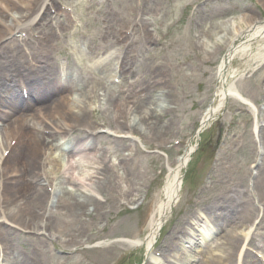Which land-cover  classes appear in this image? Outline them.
<instances>
[{
	"label": "rangeland",
	"instance_id": "1",
	"mask_svg": "<svg viewBox=\"0 0 264 264\" xmlns=\"http://www.w3.org/2000/svg\"><path fill=\"white\" fill-rule=\"evenodd\" d=\"M56 1L65 6L73 8L78 23L77 25L71 24L70 22L68 23L65 20V17L64 19L59 20L60 22H62L60 25H58V30H60L61 34L60 37L56 36L51 28H48L49 23L46 24V27L48 28L47 32L51 36V38H49V44L52 46V49H54L50 52L49 57L54 59V62H56V66L61 69L60 72H64L66 66L70 63V61L68 62L70 56L76 57L78 59V64L83 68V77L86 78L92 64L98 61V56H96V53H94V47L96 46V40H99L100 38L99 30H102L103 27L107 26L106 23L104 24V21L106 20H100V18L93 15L92 13H89L88 10H85L88 8L87 4L92 3L91 0ZM115 1V7L119 8L121 11H124L131 6L129 0ZM249 1L250 0H243L248 9H254L253 12L264 10V7L260 8L257 4H255V2L260 3L258 0H253V4ZM162 6L170 9L173 12L172 7L178 9V7L180 6V0H177L176 2H169V0H157L155 5H144V13H146L145 19L151 20L155 17H162L165 20L171 22V20L169 19L172 17V15L171 17H167L166 15L163 16V13H156L157 10H159V8H161ZM227 14H230L229 10L226 9L222 4V1H220L218 2V4H216V6H211L208 9V11L206 12V18H209V20H213L210 18L224 16ZM202 25L203 22L201 19L199 20L198 17L197 20H194L193 24L190 26L181 24L177 29L173 30L172 35L169 38V43L171 45V53L167 55L169 63L162 66L163 69L158 72L159 77L156 78L157 81L154 80L155 82L161 81L164 84V88H167L169 90V92L166 93V96L168 97L167 101L169 104L167 110H162V104H159L156 108H153V102L155 101V98L161 94L163 89L158 85L147 84V79H144V76L141 75V62H147L146 56L142 57L143 61L139 63V66L137 68L138 75L133 79V81L138 79L139 84H141L142 86L144 85L145 89L148 92V97L144 94L142 105H138L136 96H132L131 99V103L134 105L131 107V109L133 111H137L138 113H141L140 110H142L145 114H142L140 117H143L144 119L142 120L148 122V126L147 124H142L143 128L145 126L147 127L144 130L142 138L140 137V140H142V144L144 145L145 150H148L149 152H152L156 149L161 150L163 149L162 146H164V148L166 147V149H168L167 158H169L168 160L171 165L174 164L177 154L182 151V147L184 146H182V144H186L189 140L192 139L199 118L197 108L205 110L209 105H211L210 97L213 88L209 82H203L202 77H204L207 71L210 70V66L214 64L213 61L215 62L216 60L213 59L209 63L210 65L204 63L203 57L208 56L202 53L200 47V42H202L201 39L205 37V34L200 31V29L202 30ZM212 28L214 30H220L223 28H227V26H216L211 27L210 29ZM156 29L161 32V30H165V26L156 25ZM112 33H114V31L109 29L107 32V37H110ZM193 42L195 49L199 52L196 55L193 54L194 49H190ZM59 48H64L66 54L69 53L67 61L63 56H60L57 60H55V57L59 54ZM148 58L150 60L151 57ZM174 60H177L179 62H181L182 60H189L190 62H192L195 70L190 71L184 69L182 66H180V68H177L176 66H174ZM111 64L112 62H110V66ZM256 64L258 63H253L250 66L251 69ZM93 71L95 70H91L89 72L93 73ZM94 73L97 74V72ZM248 73L250 72L248 71ZM87 81L90 80L88 79ZM245 81L246 80H244V82ZM245 86L247 87V92L251 91V96H244L243 94L242 95L244 97H248L251 100H256L259 97V91H264V68L262 69V71L256 72L245 83ZM117 94L118 91L115 92V96H118ZM98 99L100 101L98 100L97 102L105 103L108 105L110 104L109 102L106 103L105 97L103 96H99ZM239 106V103L228 101V104L225 107V112L222 113V117L224 119L223 122L219 121L218 127L214 126L209 130V133L212 134L210 142H212L213 145V141L215 140V146L212 147V145L208 144L209 142H205V145L203 146L204 149L201 150V154L197 152L194 155L193 161H199V164H197V168L195 169V171L198 174V177L203 175V184H205L209 188V191L202 193V190H198V194L195 193L196 196L194 197V200L197 202V205L195 206H191L188 203L186 206L181 208L183 206V202H180L176 206L173 214H176V212H178L179 210L182 215L177 218L175 216V220H173L168 231L165 233L164 237L159 243L160 247L159 245H157L155 249H159L161 251L163 245L165 246L172 240L171 237L178 235L179 228L186 227L187 222H190L187 218L188 211L193 212L194 210L196 211L198 208H202V206H205L208 203V201H205L206 198L216 197L218 199H221L222 202H226L227 199L232 198L231 192H229V190H232L233 188L238 186L237 190L240 191L239 198L243 201L242 198L244 197V201L246 200L245 193L247 192V180L244 176L237 173L239 163L236 158L237 156H234L233 152L231 151L234 146L233 138L235 137V139L237 140V138L243 133V130L241 129V125L243 124L240 118H244L237 115L236 112V109ZM134 108H136V110H134ZM153 111L155 114H153L152 118H149ZM109 116L110 112H108L107 114L88 115L85 119L86 124L81 123L77 126L75 124L74 125L76 126V130H78L80 126H87V124H89V127L80 129H83L84 132L87 131L88 133H97L93 129L98 128V126L110 125V127H114L116 125V123L110 122ZM121 121H123V119ZM150 121L157 124L156 129L157 133L161 137L160 139H155L153 134L154 128L153 125L150 124ZM136 123H141V120L139 122L137 121ZM158 126L162 127L160 131L158 129ZM102 130H100V133H98V135L105 137V135L101 132ZM42 138L43 140L46 139L45 137ZM172 140H175L174 143H176V141L179 142V145H172ZM104 142H106V140H102L99 143ZM214 148H216V155L214 153L215 160L211 158ZM208 149H210L209 153ZM218 153L221 156L220 163H218L219 160H217ZM41 154H43V156L45 155L46 157V152H41ZM32 155L36 160L37 153H32ZM240 155L241 157H243V161L245 164L249 163L252 159V156H250L247 149H244L243 152L240 153ZM231 156H234L235 159H232ZM30 160L31 159H29V161ZM262 160L264 162V156ZM163 162L164 160L158 158L153 159L151 157H147L146 159H142L141 161H139L136 164V169L139 172L129 180L131 186H129L127 183H123V187H121L119 184H115L116 182L110 185H98V193L103 200H107L106 203L99 208L105 210L107 214H105L104 216H100L96 209L97 205H95L94 207L91 206L90 210H88L90 213L88 214L84 212L79 217V221L76 222V225L81 229H79V232L71 231L66 226L67 223H70L72 221V218L69 216L71 207H69L68 203L72 202L71 204H73L74 200H78L81 202L85 199H83L82 195L79 194L80 192L76 188H70L68 186L64 187L66 188V195L62 194L61 196H57L54 198L52 205V214L48 220L47 231L49 232V234L54 233L59 237H66L69 239H76L80 241L82 245L75 244L74 247L72 246L73 248H67V254L57 253L58 250L61 251V249L58 247V245H62V242L60 240H55L56 244L52 245L53 247H51V245L49 244V240L44 238L43 240L46 241V246H44L39 235L28 237L26 235L16 233V236L11 238L12 243H23L24 246L27 245V248L29 250H33L35 246H43L44 251L48 254V256L45 257L48 264H108V262L112 260L110 259L108 261V257L117 258L123 253H125L123 264H134L133 261L136 260L140 261L139 264H144L145 261L143 260V258L140 259L142 257L141 250H139L137 253L131 254L129 246L120 243H111L109 239H117L120 237H128L129 239L132 238V236L138 233L139 222L141 219L140 212L138 214L134 213L123 215V212H121L119 208L114 204L111 196L124 193L126 195H124V197L128 200H131V198H137L136 196L130 198V193L135 189V187L139 188L142 192L138 193L137 195L142 196L147 189H151L152 187L160 185L163 179V165L165 164ZM223 165L228 166V170L230 172L227 171V173H225V168L223 167ZM50 168L51 170L49 171ZM49 169L48 172L46 170L45 171L47 173L56 171L57 165L54 164L52 167H49ZM243 172H245V170H243ZM113 173L116 174V171ZM112 179L114 180V176L112 177ZM241 180L243 181L242 183ZM58 182L59 179L56 183ZM260 185L264 186V182L261 183L259 180L254 181V187L256 188L259 197L258 200H263L264 190L260 192ZM201 189H203V187ZM67 193H71L73 195L68 196L69 194L67 195ZM183 194L185 195V192ZM21 195L22 194H20V196ZM108 203L112 204L108 207ZM93 208L94 210H92ZM221 235L222 232L216 234L211 240L212 244L220 241L222 242V240H226V237ZM24 246L23 250L19 249L22 253L26 252ZM83 246L84 250H81ZM80 251H82V253H77ZM75 252L77 254H75Z\"/></svg>",
	"mask_w": 264,
	"mask_h": 264
},
{
	"label": "bare ground",
	"instance_id": "2",
	"mask_svg": "<svg viewBox=\"0 0 264 264\" xmlns=\"http://www.w3.org/2000/svg\"><path fill=\"white\" fill-rule=\"evenodd\" d=\"M1 1L5 2L8 7H11V4L7 3L6 0H1ZM33 1L34 0H21V2L24 4V6L27 9L29 8V6L31 5ZM262 2L264 3V0H262ZM35 16L36 15L33 16L32 18L33 20ZM21 18H22L21 16H18V17L16 16V19L12 18V20H14V23H15L19 21V19ZM242 20H243L242 25L245 24L247 26H253L254 30L253 29L252 30L254 32L252 31L247 36L244 37V39L246 38L245 41L247 42V47H245V49H241L240 55H243V54L246 55L245 52L247 54L249 53L248 48H250L249 44L252 40L254 41V40L261 39L263 43L261 44L262 45L261 47L264 48V23H262V25H259L258 23H256V21L251 22V20L247 18L242 19ZM238 25L239 24L233 22L230 24V28L217 32L215 40L218 41L220 38L224 37L229 42L232 36H234V34L238 32ZM6 27L8 30L9 26L6 25ZM3 29H5V23H0V36L3 34ZM209 45L210 47H212L216 45V43L213 40V42H209ZM241 47L242 46H239V48ZM238 49L237 48L231 49L230 54L226 58V61H224L223 64H221L219 67L218 78H217L219 88L216 92L217 93L216 98H218V102H217L218 104L213 108H209L206 111L205 115L201 117L200 123H199L200 128H202L201 131L205 130L209 126L210 122L215 118V115H217L220 112V108H222L223 98L225 97V95L222 94V85L227 83L228 79H233L234 76H236L234 71H228V69L234 57H238V52H239ZM9 58L12 59V60H8V62L11 63V66H12L11 68L16 69L18 66H20L25 71L30 70L28 67L25 66V60L23 59V57L20 56L16 58H12V57H9ZM8 62L6 61V63ZM1 71H2V66H1V61H0V72ZM52 75H54V72L48 73L47 78L39 81L35 86H31L35 94L33 101L36 103V105H39V104L41 106H43L44 104L46 105L45 111L43 113H40V114L30 113L26 117H18L11 124L7 122L9 121V118H7V120L5 121L7 124L3 128L2 133L0 135V139L3 141L2 143L3 149L8 145L9 139L13 137L14 133L15 134L17 133L16 132L17 130L21 128H24V130L19 140L16 141V143L17 142L18 143L17 144L15 143L16 146L14 147L12 152H9V155L4 161L3 168H2L3 176H9L11 178H14L13 177L14 175H16L17 173H20V176L18 177V179H21L24 176L23 174L24 168L34 169L35 162H38V161H43L46 165H50V166L57 164L58 159L57 160L55 159L56 158L55 149H57V146L56 147H52L51 145L46 146L45 144L46 142L45 140H43L42 136L41 137L32 136L30 134V130H32L33 127H38L40 129H43V127H45L46 125L52 128H56L59 131L65 132L66 130L69 131L71 129L70 128L71 121L79 122V121L85 120L86 116L82 114H78L80 110L82 109L76 104V99L68 100V97H69L68 93L67 95L60 94L58 96V100L56 101H54L53 98H51L50 88L58 87V83L54 81V79L52 78ZM19 78H20V75H19ZM63 79L64 80L73 79L75 84L79 85L80 88L82 87L81 89L80 88L78 89L79 90L78 95H79L80 100L85 99L84 97L86 94H88L87 96H89V93L93 92V89H86V87H84L83 84L80 85L78 81L79 77L77 76V74H75L74 71H71V73L69 74L67 73L65 76H63ZM39 88L41 89L39 90ZM228 89H232V88H228ZM5 90H8V87H5L3 82L0 79V93H4ZM232 91L235 92L234 90L227 91L228 97L237 98ZM108 95L109 94H107V97L109 100H114L112 95H109V96ZM122 107L127 108V106H122ZM57 117L60 119V124L51 123V118L55 119ZM26 121L30 123V126H31V128H29L30 130H26V127H25ZM123 127L128 129L127 134L129 135L132 134L133 130L129 124L127 125L126 123H124ZM72 141L74 142V146H79V151L91 146L90 144H88L90 141V134H87V133L86 134L83 133L81 134V136H77L75 138H73L72 136L68 144V149ZM3 149H0V155ZM42 150H50L51 153L49 157L47 158L42 157L40 154V151ZM32 153H37L36 160L34 159V156L32 155ZM91 154L92 155L88 156L82 162L85 165L82 166V169L80 171H75L71 166V162L69 160H66L64 164L58 165V169L55 172L56 174H54V171H51V173L49 174H51L52 176L49 177L45 175L44 176L45 181H47L48 178L52 180V177L56 176L57 173H59L58 174L59 182L57 183L58 185L57 195H62V194L66 195L65 193L66 188H64L66 186L70 188H76V189L78 188L77 190L80 192L79 194L81 195L83 194L84 196L86 194L82 193L81 189L79 188L85 189L86 187H90L91 190H88V193L89 195H93L94 190H95L94 181L96 180V176L98 174L103 175V172L105 171V167L101 166L100 163H98L95 160V155H93V153ZM189 154L190 153L184 154L177 162L178 167L174 170V177H177V179H178V174H179L180 169L185 165L186 161L188 160ZM29 159L31 160L29 161ZM79 160H82V158L80 157ZM20 165H22L21 168H20ZM58 170H61V171H58ZM257 173H259V170H257ZM32 175H33L32 177L33 180L40 177V174L39 173L35 174L34 171H32ZM24 177H28V176H24ZM174 179L175 178H172V177L167 179L164 185V188H163V193L165 195L166 200L164 202L161 201L157 205L152 216L150 217L149 224H148V234H147L148 237L146 238V242L148 244L153 240V234L158 226L159 217H162L167 210V206H168L167 199H169V197L173 194V192L176 189V184H175V187L173 190L172 183L174 182ZM11 181L14 182L13 187L9 186ZM19 194L23 195L24 200L23 198L19 197ZM16 196L19 199V201H21V204L19 205V208H17V211L12 210V211H9L11 214H7L5 216L0 215V219L3 221H6L10 227L20 225L21 227H24L27 230H33L32 220L36 219L37 217H41L40 211L42 209L40 208V205H41L42 200L44 202L46 201V198L48 195L44 189L34 187L31 184H26L24 182H20L15 179L6 180L4 184L3 196L2 198H0V209L4 207L3 206L4 204L8 205L12 203L14 199L16 198ZM73 202H74L73 206L75 207V210H73L74 215H81L84 212V207L87 205V203H89V201L80 202L78 200H74ZM235 206H236L235 202L232 201V204H230L229 206L231 213H235L237 211V209L234 208ZM20 212L24 214V218L22 216L20 217L19 215ZM226 213L227 212H225V214H221L218 218H213V222L215 226H220L226 220L227 218ZM28 217H32V218L27 219ZM75 218H76L75 216H72L71 223H67L66 226L69 228V230L75 229L76 232H79L80 228L74 225L76 224V222L72 224V222L75 221ZM183 239L184 238L181 237V240ZM230 239L232 240V237ZM236 244H237V239L234 238L232 240L231 247L234 245V248H235ZM173 248L177 250L178 248H182V246L178 245V242H174ZM224 250L225 248H221L218 250V258L220 260L223 259L222 261L225 264H231V261H232L231 256H232L233 250L230 252L226 251V253H224ZM5 262L6 264H35L34 262H29L28 258L24 256L18 257L14 255L12 249H11V262L9 263L8 260H5ZM248 264H252V263L249 262Z\"/></svg>",
	"mask_w": 264,
	"mask_h": 264
}]
</instances>
